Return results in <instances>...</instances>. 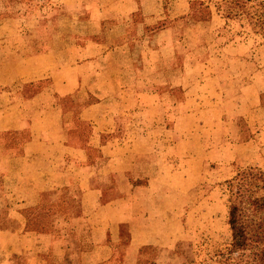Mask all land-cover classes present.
Here are the masks:
<instances>
[{"label": "rangeland", "instance_id": "374dc122", "mask_svg": "<svg viewBox=\"0 0 264 264\" xmlns=\"http://www.w3.org/2000/svg\"><path fill=\"white\" fill-rule=\"evenodd\" d=\"M64 4L65 0H0L2 82L12 78L4 58L18 57L17 65L25 68L32 53L52 46L53 56L61 64L58 83L71 74L67 70L70 62L100 61L99 50L90 57L93 52L83 49L89 40L100 42L98 28L89 23L86 9H69ZM189 7L188 14L178 17L179 12L170 7L161 21L173 29L170 43L162 45L149 34L147 42L142 40L144 44L137 40L132 45L133 57L143 61L136 69L139 91L153 90V76L162 82L169 77L172 83L154 82V100L114 96L108 101L114 114L110 115L113 137L137 140V151L145 156L123 162L126 173L94 185L102 189L115 181L125 185L127 199L116 189L104 193L102 200L117 201L114 207L122 208L123 217L130 222L113 228L116 237L106 224L95 231L91 226L95 223L87 220L80 186L64 187L54 196L48 193L45 202L19 210V187L24 190L28 180H17L8 173L12 163L6 156L13 152L9 149L13 140L27 136L23 131L20 135L2 131L0 264H71L76 255L79 264H255V248L246 250L241 261L231 252L227 181L249 166L264 171V0H189ZM121 53L117 57L124 59ZM101 66L83 64L81 77L85 73L106 75ZM205 75L204 90L200 83ZM84 86L83 80L80 94ZM32 87L19 101L29 109L24 117H29L32 107L43 109L55 101L70 108L85 102L72 97L55 100L57 84L49 79L32 83ZM100 88L95 85L94 90ZM112 89L115 84H109L106 92ZM34 92L37 98L27 103ZM4 96L0 105L7 101ZM120 104L125 107L123 114H118ZM15 211L19 217L13 215ZM131 221L139 222L147 241L131 243ZM259 246L264 247V242Z\"/></svg>", "mask_w": 264, "mask_h": 264}, {"label": "crops", "instance_id": "0c3cea01", "mask_svg": "<svg viewBox=\"0 0 264 264\" xmlns=\"http://www.w3.org/2000/svg\"><path fill=\"white\" fill-rule=\"evenodd\" d=\"M64 5L69 9H86L88 21L98 28L101 40L93 44L89 40L83 49L85 52H93L90 57H95L98 53L96 51L99 50L101 59L99 62L94 58L85 59L82 63L75 60L70 62L67 70L71 71V74H68L67 78H62L58 83L60 78L56 77L61 64L53 56V46L48 50L32 53L25 68L17 65L18 57L8 60L4 58L12 78H7L9 75H6V80L2 82L0 79V97L5 95L3 98L7 99L3 105H0V132L17 131L16 134L20 135L23 131L27 136L25 139L19 138L11 142L9 149L13 152L6 156V160L10 161L13 166L9 164L7 171L12 177L17 176V180H28V185L24 186V190L22 186L19 187L21 193L19 194L21 195L20 203L17 205L19 210L24 211V208L45 202L43 199L48 193L49 196H54L64 187L80 186L83 187V191L79 195L83 200L87 220L91 219L95 223L91 226L95 231H101L106 224L112 231L111 235L116 237L117 231L114 233L113 228H118L119 224L130 221L123 217L122 208L114 207L117 201L106 203L102 198L107 191L119 189L123 191L122 199H127L129 195L125 193V185L115 181L113 185L102 189L94 184L103 178L116 177L115 174L119 172L126 173L121 167L123 162H129L131 158L135 161L139 155H145L137 151L139 145L137 140H121L113 137L112 132L115 126L112 125L110 115L114 114L111 112L109 107L111 103L108 101L114 96L117 99L122 97L123 100L131 101L137 98L138 100L156 98L155 83L158 80L156 81L154 76L150 78L152 91L138 90L137 84L140 76L136 73V69L143 61L133 57L134 46L132 45L137 43V40L145 39L147 42L149 34L161 40L162 45L170 43L173 29L169 27V24H161V21L167 18L166 13H170V7L179 12L175 14L177 17L188 14L189 0H65ZM85 34L89 35L87 31ZM69 46L67 45L68 49ZM170 46L174 49L173 44ZM118 51L123 52L121 55H124V59L117 57L120 54L116 53ZM46 60L49 62L46 63ZM8 61H10L9 64ZM86 63H91V66L102 65L106 75L97 76L95 73H85L81 77L79 68ZM221 77L218 75V79ZM44 79H49L53 85L57 84L53 90L55 100L58 97H72L74 100L75 98L84 99L85 102L70 108L59 105L55 101L53 106L43 109L32 107L29 117H24L23 114H28L29 109L25 110L26 104L19 102L23 92L34 88L32 83ZM207 79L205 75L203 84L200 83L204 90ZM83 80L86 86H84V92L80 94L79 88ZM164 80V82L162 80L158 82L164 83L163 85L172 83L169 77H164ZM179 81L182 84V77ZM142 82L145 83V81ZM14 84H19L20 87H11ZM109 84H115V90L106 92ZM95 85L101 88L95 91ZM121 86L125 89H120ZM14 87L17 88L14 90ZM118 90L123 94L121 95ZM115 91L118 93L114 95ZM37 92L42 94L40 89ZM35 98L37 97L34 92L26 102L29 103ZM88 99L91 101H86ZM135 107L131 108L132 113ZM149 107L150 104H148ZM124 109L123 104H120L118 107L120 113H117H125ZM63 117H66L64 124L62 123ZM16 149L19 152H16ZM17 162H23V164L16 165ZM13 215L19 217L16 211ZM26 222V220L22 221V226L26 225ZM130 227L132 229L131 243L147 241V236L140 233L139 222L131 221ZM76 248L78 245L75 246ZM76 256L75 260L70 261L71 264H79L78 255Z\"/></svg>", "mask_w": 264, "mask_h": 264}, {"label": "trees", "instance_id": "16d2710c", "mask_svg": "<svg viewBox=\"0 0 264 264\" xmlns=\"http://www.w3.org/2000/svg\"><path fill=\"white\" fill-rule=\"evenodd\" d=\"M227 185L231 252L241 261L246 250L255 248L253 263L264 264V247L259 246L264 242V171L249 166L237 172Z\"/></svg>", "mask_w": 264, "mask_h": 264}]
</instances>
